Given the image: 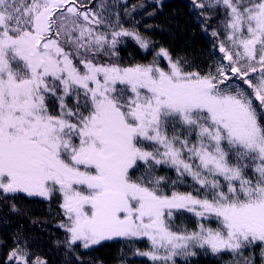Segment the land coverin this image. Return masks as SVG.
<instances>
[{
	"label": "snow or ice",
	"instance_id": "obj_1",
	"mask_svg": "<svg viewBox=\"0 0 264 264\" xmlns=\"http://www.w3.org/2000/svg\"><path fill=\"white\" fill-rule=\"evenodd\" d=\"M191 10L219 54L207 70L156 51L103 4L0 0V203L16 213V194L58 195L74 255L146 239L133 256L152 264L223 252L264 264V0ZM129 38L154 59L101 62ZM188 179L192 191L176 190ZM185 213L194 229L175 225ZM31 244L18 230L2 264H47Z\"/></svg>",
	"mask_w": 264,
	"mask_h": 264
},
{
	"label": "trees",
	"instance_id": "obj_2",
	"mask_svg": "<svg viewBox=\"0 0 264 264\" xmlns=\"http://www.w3.org/2000/svg\"><path fill=\"white\" fill-rule=\"evenodd\" d=\"M94 1H89V6L94 5L92 4ZM120 3L133 8L132 14L136 15L135 27L142 34L151 37L155 42L156 51L164 47L172 53L174 58L186 57L192 63L190 70H207L214 60L219 59V54L212 55L209 37L201 31V25L191 10V0H143V2L142 0H122ZM132 26L130 23L126 24V28ZM124 44L117 49L119 60L103 58L101 62H117L127 66L134 63H149L148 61L155 55L151 49L148 51L140 49L139 45L130 38ZM159 63L161 64V61ZM167 174L160 173V175ZM186 184L190 187L191 180L188 179ZM9 200L17 205L19 212H11L6 204L0 203V264L14 246L7 242L8 238L13 239L15 233L21 229L32 238L30 250L34 257L47 261V264H79L75 258L76 253L74 255L66 246H60L53 241L55 228H50L49 225L52 219L38 214L40 206H35L29 201L19 203L18 198ZM40 209L43 211V208ZM5 243L7 247H4ZM88 255L90 256L86 258L79 257L81 260L103 261V264H116L123 260L129 261L128 263L135 261L137 263L142 259L133 254L129 257L127 249L115 241L103 243ZM203 255L200 258L190 259L187 264H217L210 259L209 253ZM177 264H186V262L180 261Z\"/></svg>",
	"mask_w": 264,
	"mask_h": 264
},
{
	"label": "rangeland",
	"instance_id": "obj_3",
	"mask_svg": "<svg viewBox=\"0 0 264 264\" xmlns=\"http://www.w3.org/2000/svg\"><path fill=\"white\" fill-rule=\"evenodd\" d=\"M89 1L91 0H85L86 3H89ZM120 2H122V0H95L94 3L92 4H95V3L103 4L107 8V11L104 13V15L110 16L113 22L116 19L115 15L113 14L119 13V21L124 27H126V24H129V23L134 25L135 24L134 19L136 18L135 17L136 15L132 14L133 8H129L127 7V4L125 3L122 4ZM124 45L125 44H121L120 46H118V48L123 47ZM153 59L154 57H152L148 62L150 63ZM160 61H161L160 65L162 67L166 66V61L164 59H160ZM69 102L71 103V100H69ZM161 172L168 173L167 175H170L174 179H176V173L173 170H167V171H161ZM176 190L186 192V191H192V188H190L189 186L181 185ZM174 223L179 228H183L184 226H187L191 230V229H194L196 226V217H192L190 213H185L183 215L178 214L175 217ZM115 242L120 243L123 247L127 249V253H129V257L130 255L133 254V252L136 249H140L141 251L149 249V243L146 239L142 241L129 242V241H125L124 239L120 238L116 240ZM75 250L81 258L90 256L88 255L89 252L87 250L85 251L82 250L83 251L82 253L78 245L76 246ZM256 251L258 252L259 249L257 248ZM209 254H210V259L216 262L217 264H232V261L234 259V257L231 254L226 253V252L220 253L218 255H212L211 253ZM244 254L248 255L247 252H245ZM201 256H204L203 253L198 254V256L195 258H200ZM139 258H142V259L138 260L137 263L136 261L128 263L129 261L123 260L122 262H119L116 264H152V262L146 257H139ZM180 261H184V259L181 257H178L177 263H179ZM256 264H260V261L257 260Z\"/></svg>",
	"mask_w": 264,
	"mask_h": 264
},
{
	"label": "flooded vegetation",
	"instance_id": "obj_4",
	"mask_svg": "<svg viewBox=\"0 0 264 264\" xmlns=\"http://www.w3.org/2000/svg\"><path fill=\"white\" fill-rule=\"evenodd\" d=\"M18 198V200H17ZM9 199H16L19 203L22 202H28L34 204L35 206H40L38 214L46 216L47 218H51L52 221L50 222V228H55V232L53 236V241L63 243L64 238V229L59 227V225L63 222V214L61 212V209L59 207L60 204V197L58 195L53 196V198L49 201L42 197H27L25 194H16L14 197H10ZM40 208H43V211H41ZM9 243L13 244V239L8 238Z\"/></svg>",
	"mask_w": 264,
	"mask_h": 264
},
{
	"label": "bare ground",
	"instance_id": "obj_5",
	"mask_svg": "<svg viewBox=\"0 0 264 264\" xmlns=\"http://www.w3.org/2000/svg\"><path fill=\"white\" fill-rule=\"evenodd\" d=\"M205 264H210V263H205Z\"/></svg>",
	"mask_w": 264,
	"mask_h": 264
}]
</instances>
